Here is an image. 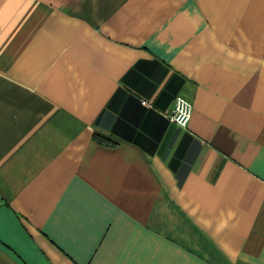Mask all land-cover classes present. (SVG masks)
Here are the masks:
<instances>
[{
  "label": "crops",
  "instance_id": "obj_1",
  "mask_svg": "<svg viewBox=\"0 0 264 264\" xmlns=\"http://www.w3.org/2000/svg\"><path fill=\"white\" fill-rule=\"evenodd\" d=\"M0 264H264V0H0Z\"/></svg>",
  "mask_w": 264,
  "mask_h": 264
},
{
  "label": "built area",
  "instance_id": "obj_2",
  "mask_svg": "<svg viewBox=\"0 0 264 264\" xmlns=\"http://www.w3.org/2000/svg\"><path fill=\"white\" fill-rule=\"evenodd\" d=\"M193 107L187 100L176 97L174 107L170 114V120L181 128H185L190 121Z\"/></svg>",
  "mask_w": 264,
  "mask_h": 264
}]
</instances>
